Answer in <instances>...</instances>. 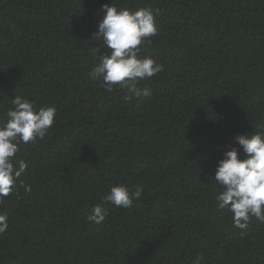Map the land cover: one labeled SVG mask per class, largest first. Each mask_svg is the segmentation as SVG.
Returning a JSON list of instances; mask_svg holds the SVG:
<instances>
[{
  "label": "trees",
  "instance_id": "1",
  "mask_svg": "<svg viewBox=\"0 0 264 264\" xmlns=\"http://www.w3.org/2000/svg\"><path fill=\"white\" fill-rule=\"evenodd\" d=\"M111 0H0V116L22 95L55 106L46 137L23 146L28 168L0 203L9 228L0 264H264V223L246 234L219 209L209 178L234 137L264 124V0H112L152 7L158 33L141 46L163 70L145 98L106 92L88 73L101 6ZM241 157L243 153H240ZM143 187L130 209L109 185Z\"/></svg>",
  "mask_w": 264,
  "mask_h": 264
},
{
  "label": "clouds",
  "instance_id": "2",
  "mask_svg": "<svg viewBox=\"0 0 264 264\" xmlns=\"http://www.w3.org/2000/svg\"><path fill=\"white\" fill-rule=\"evenodd\" d=\"M101 11L103 18L91 37L100 43L89 49L90 55L96 58L88 73L89 79L101 81L109 93L120 89L126 102L133 97H149L151 89L141 84L159 74L163 65L152 55L141 56L140 52L141 46L150 43V38L158 33L155 19L158 10L118 7L111 0L101 6ZM56 115L55 106L39 107L22 95L12 97L11 107L0 116V203L10 194L20 198L18 185L25 194L32 191L21 179L28 164L18 154L23 146L46 137ZM255 127L264 129V124L257 123ZM234 140L235 145L223 152L209 178L220 189L213 197L217 208L231 213L233 227L244 235L254 221L264 223V131H246L237 134ZM142 192L141 185L134 191L124 183L109 185L99 202L92 206L86 221L96 225L105 222L106 204L130 209ZM8 221V213L0 212V234L9 228ZM204 259L203 253H198L191 264H202Z\"/></svg>",
  "mask_w": 264,
  "mask_h": 264
}]
</instances>
